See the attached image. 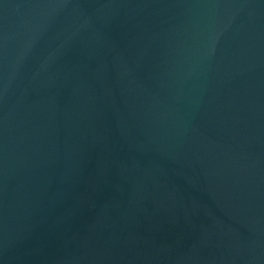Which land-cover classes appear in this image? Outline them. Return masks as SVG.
Masks as SVG:
<instances>
[{
    "label": "water",
    "instance_id": "95a60500",
    "mask_svg": "<svg viewBox=\"0 0 264 264\" xmlns=\"http://www.w3.org/2000/svg\"><path fill=\"white\" fill-rule=\"evenodd\" d=\"M0 264H264V0H0Z\"/></svg>",
    "mask_w": 264,
    "mask_h": 264
}]
</instances>
